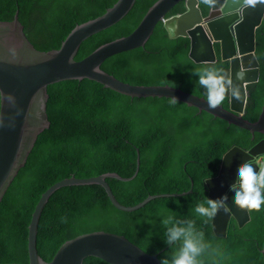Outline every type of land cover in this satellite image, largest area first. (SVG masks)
Listing matches in <instances>:
<instances>
[{
    "label": "trees",
    "instance_id": "1",
    "mask_svg": "<svg viewBox=\"0 0 264 264\" xmlns=\"http://www.w3.org/2000/svg\"><path fill=\"white\" fill-rule=\"evenodd\" d=\"M157 0H136L118 23L86 39L75 60L80 61L98 47L130 35ZM199 1V0H198ZM214 8L199 3L205 18ZM117 0H0V21H19L29 41L39 51L58 49L77 26L103 15ZM219 9V8H218ZM184 12L180 2L168 17ZM190 41L172 39L162 23L143 48L108 58L101 69L131 85L169 86L198 98L206 90L192 71L206 66L189 60ZM259 82L249 86L244 119L258 120L264 104V21L256 34ZM44 129L25 165L0 202V262L28 263V226L42 193L70 176L91 177L106 172L130 178L128 182L107 179L114 196L124 206H135L148 196L181 194L159 198L134 212H123L110 202L100 184L62 186L54 191L40 216L37 249L49 261L66 240L82 234L106 231L126 237L158 259L171 258L179 247L165 243L161 220L173 216L193 221L209 244L200 257L202 264H264V206L250 210L251 220L239 229L234 221L227 236L214 235L211 219L195 212L206 202L204 181L217 174L224 154L234 146L250 149L264 135L215 119L185 104L166 99L131 98L101 84L69 80L48 87ZM227 97L221 104L229 108ZM253 138V139H252ZM207 220V222H205ZM84 264H107L88 257Z\"/></svg>",
    "mask_w": 264,
    "mask_h": 264
},
{
    "label": "water",
    "instance_id": "2",
    "mask_svg": "<svg viewBox=\"0 0 264 264\" xmlns=\"http://www.w3.org/2000/svg\"><path fill=\"white\" fill-rule=\"evenodd\" d=\"M180 2L184 3L185 11L167 17ZM242 2L243 0H224L219 9L211 11L204 18L198 0H157L130 35L98 47L80 61H76L75 57L81 44L92 35L121 21L134 7L136 0H117L103 15L77 25L58 49L50 51H39L29 41L24 26L19 21L18 11L12 21H0V202L19 170L25 165L38 135L50 126L47 115L48 87L59 82L87 79L131 98L169 100L176 97L178 103L198 110L199 114L205 113L231 126L249 131L252 135H264V104L256 123L244 120L249 97L247 87L259 82L260 65L255 56L256 32L264 20V4L240 10ZM192 11L197 25L191 30L179 29L181 19ZM158 23H163L170 38L180 37L190 41L189 59L194 64L210 65L218 61L228 63L229 75L240 91L239 99L229 95V109H224L221 105L212 109L204 98L169 86L131 85L101 69V65L108 58L143 48ZM215 46L219 47V56ZM241 70L245 71V77L243 80H237L236 74ZM9 95L14 98V103L8 100ZM260 154H264V139L248 151L238 147L228 151L223 157L218 176L206 181L210 190L209 197L216 199L214 194L218 189L215 184L219 183L223 176L237 175V168L231 163L232 159L238 157V163L241 165L249 162L252 155ZM139 166L138 159L136 172L130 178L109 172L83 178L73 175L46 189L35 206L28 226L27 264H84L88 257L101 259L107 264H160L157 254H148L126 237L106 231L86 233L66 240L50 261L44 260L37 249L41 213L51 194L62 186L100 184L113 206L123 212L137 211L158 198L191 193L189 190L181 194L154 195L135 206L120 204L106 180L111 178L122 182L131 181L137 176ZM254 169L256 170L255 167ZM227 196L226 208L220 209L212 218L213 230L218 237H226L231 217L236 220L239 228L250 221L248 210H242L235 204L233 193ZM261 253L264 257V245Z\"/></svg>",
    "mask_w": 264,
    "mask_h": 264
},
{
    "label": "clouds",
    "instance_id": "3",
    "mask_svg": "<svg viewBox=\"0 0 264 264\" xmlns=\"http://www.w3.org/2000/svg\"><path fill=\"white\" fill-rule=\"evenodd\" d=\"M217 2L218 0H199L198 1V3L204 4L208 6L209 8H214ZM223 2L224 0L222 1V3ZM222 3L218 6V8H220ZM257 4H264V0H243L240 10H243L244 8H247V7H255ZM218 8L212 9L211 11H215ZM184 11H185V8H184ZM169 31L171 32V29ZM215 50H216L217 55L219 56V47L215 46ZM255 56H256V53H255ZM188 58H189V54H188ZM192 74L199 77V80H198L199 85L206 90L207 103L210 108L215 109L219 107L227 97L229 98V95H231L232 97H235L236 99L240 98V91H239L238 86L233 83V80L231 76L229 75V71L227 73L223 67H217L214 65L206 66L203 68H198V69L193 70ZM244 77H245L244 70H241L240 72L236 74L237 80H243ZM7 98L10 102L14 103V98L11 95H9ZM169 102L171 104L178 103L176 97L169 98ZM246 107H247V104H246ZM263 139L264 138L260 139V141ZM235 147L237 146L232 147L228 151L234 149ZM248 150H244V151H248ZM223 157L221 159L217 174L211 178H207L204 181L206 191H207V197H208L206 202L199 203L195 207V212L201 217H205L209 220L211 219V223H212V218L217 215L218 211L222 208L223 209L226 208V205H227L226 201L228 200L227 194H230V193H233V194L235 193V196H234L235 204L242 210H245V209L248 210L249 215H250V210L259 211L261 210L262 206H264V166H261V162H262L261 159L264 158V154H260L257 156L252 155V159L249 162L246 161L243 164H241L239 168H237L236 170L237 175L234 176V178L236 179L235 183L227 186L224 189V191H222L220 198L211 199L209 197L210 190L206 184V181L214 179L218 176L220 169H221ZM253 166L256 168V170L254 169ZM191 193H192V190H191ZM157 195H160V194H157ZM151 196H154V195H151ZM177 197H182V196H177ZM250 220H251V216H250ZM232 221H234L238 227L236 220L233 217H231L229 220L228 228ZM205 222H207V220ZM161 224L165 229V232H164L165 243L169 246H175L179 244V247L176 249V251L173 253L170 259L162 258L161 261L159 260L160 264H202L200 257L207 251V249L209 248V244L204 239V233L202 231L196 230L193 221H181V220L175 219L173 216H168L161 220ZM212 230H213V225H212ZM227 232H228V229H227ZM213 233H214V230H213ZM220 238H225V237H220ZM24 264H27V263H24Z\"/></svg>",
    "mask_w": 264,
    "mask_h": 264
},
{
    "label": "bare ground",
    "instance_id": "4",
    "mask_svg": "<svg viewBox=\"0 0 264 264\" xmlns=\"http://www.w3.org/2000/svg\"><path fill=\"white\" fill-rule=\"evenodd\" d=\"M197 20H196V17L194 15V11H192L191 13H189L188 16H186L185 18L181 19L180 21V25H179V29H184V30H191V28L193 26H196L197 24ZM231 163H232V166L235 167V168H239V163H238V157L234 158L231 160ZM230 168V167H229ZM236 179L233 177V176H223L220 180L219 183L215 184L217 189H218V192L215 193V197L216 199L220 198V192L221 191H224V189L228 186V185H232L233 183H235ZM234 196H235V193L233 194L232 196V199L234 200Z\"/></svg>",
    "mask_w": 264,
    "mask_h": 264
},
{
    "label": "rangeland",
    "instance_id": "5",
    "mask_svg": "<svg viewBox=\"0 0 264 264\" xmlns=\"http://www.w3.org/2000/svg\"><path fill=\"white\" fill-rule=\"evenodd\" d=\"M261 160H262V162H261V166H264V158H262ZM261 160H260V161H261Z\"/></svg>",
    "mask_w": 264,
    "mask_h": 264
}]
</instances>
